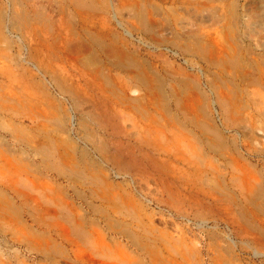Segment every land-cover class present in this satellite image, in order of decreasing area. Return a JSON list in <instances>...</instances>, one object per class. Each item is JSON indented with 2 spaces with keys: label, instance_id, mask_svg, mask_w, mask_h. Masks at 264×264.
I'll use <instances>...</instances> for the list:
<instances>
[{
  "label": "rangeland",
  "instance_id": "obj_1",
  "mask_svg": "<svg viewBox=\"0 0 264 264\" xmlns=\"http://www.w3.org/2000/svg\"><path fill=\"white\" fill-rule=\"evenodd\" d=\"M0 264H264V0H0Z\"/></svg>",
  "mask_w": 264,
  "mask_h": 264
}]
</instances>
